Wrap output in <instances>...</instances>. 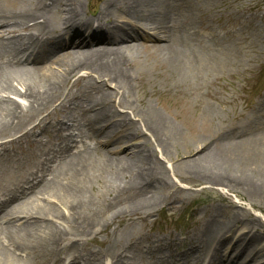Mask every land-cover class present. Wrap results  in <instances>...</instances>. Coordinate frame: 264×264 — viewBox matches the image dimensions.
Listing matches in <instances>:
<instances>
[{"label":"bare ground","instance_id":"obj_1","mask_svg":"<svg viewBox=\"0 0 264 264\" xmlns=\"http://www.w3.org/2000/svg\"><path fill=\"white\" fill-rule=\"evenodd\" d=\"M89 4L0 0V29L12 28L0 35V264H137L145 255L147 264H264L259 218L245 219L241 234V220H195L179 244L182 254L178 238L165 244L164 237L134 232L166 204L167 172L152 164L150 147L167 152L170 132L194 128L198 136L187 145L198 150L195 162L214 153L213 161L230 165L256 151L254 161L262 157L264 166L257 142L204 152L201 130L217 111L184 100L199 91V65H215V51L229 54L238 22L209 24L203 14L211 0H98L92 15ZM197 48L208 54L203 61ZM8 64L26 67L15 76L2 72ZM160 81L164 91L144 92ZM25 146L31 161L16 170L13 153ZM248 165L242 178L261 183L251 193L264 195V169L249 176ZM227 174L196 177L234 188Z\"/></svg>","mask_w":264,"mask_h":264},{"label":"rangeland","instance_id":"obj_2","mask_svg":"<svg viewBox=\"0 0 264 264\" xmlns=\"http://www.w3.org/2000/svg\"><path fill=\"white\" fill-rule=\"evenodd\" d=\"M86 1L90 3L87 8L89 15H92L94 10L99 11L98 0ZM195 5L197 6V3ZM205 9L203 15L208 17V23L215 28H218L219 21L222 22L226 18L236 20L239 26L232 29L234 39L231 41L232 48L228 55L218 51L211 53L212 56L216 53L219 58L215 65L207 67L203 57L208 54L199 53L200 49L197 48V53L201 54L199 59L204 63L203 68L199 65L203 81L197 89L199 91L192 96L193 99L185 98L184 100L196 103L198 99L200 102L197 103L203 107L210 105L217 111L216 121L201 130L202 135L207 139L204 152H212L214 148L229 152L236 148H243L245 144L252 142H257L264 148V0H211L210 6ZM53 21L56 22L57 19ZM3 30L10 33L12 28L0 29V35L4 32ZM10 38L2 40L3 42L13 40L14 35ZM56 55L57 53L53 58ZM25 67L19 64H8L4 66L5 70L2 72L15 73L18 69ZM108 89L112 90L111 87ZM154 89L164 91L166 88L162 81L155 84L148 82L143 88L149 96ZM135 96H140L139 91ZM177 100L176 97L173 99L175 102ZM120 111L128 112L125 109ZM52 118L54 120V117ZM60 121L67 120L62 117ZM193 129L184 126L181 127L180 132H170L167 138H170L167 152H162L158 147H150L152 164L159 165L167 172L169 189L164 190L163 196V199L167 200L166 204L161 205L162 209L158 208L157 212L151 216L148 223L138 222L134 230L136 235L142 237L150 235L164 237L165 244L170 243L168 240L170 237L178 238V245L175 247L178 254L186 250V247L179 244L187 239L195 227V220L213 217L218 224L227 223L229 220L234 222L241 220L236 224L237 234L243 233V222L247 218L261 219L264 227V195L251 193L252 187L261 183L254 185L250 182L251 180L243 179L241 175L242 164L246 162L249 164L246 166L247 175L262 171L264 169V166H260L262 157L258 156L259 158L256 157L258 160L254 161V154L258 153L255 151L252 152L254 154L241 157L244 158L242 161L223 166L210 158L211 154L214 155L211 153L204 161L195 162V158L199 156L198 150L194 151V148L187 145L190 140L198 136ZM149 137L147 134L139 136L143 138V142L149 139L153 141V138ZM250 149L247 148L244 151ZM13 154L20 159L16 170L31 161V151L27 146H25V153L22 150H15ZM213 172L228 173L225 182L234 188H229L227 185H214L208 180L196 177V174L210 175ZM99 239L107 238L100 236ZM93 247L98 250L103 245L96 244ZM205 251L213 254L211 250ZM144 259L142 261L138 258L137 264H147L150 261L149 255H145Z\"/></svg>","mask_w":264,"mask_h":264}]
</instances>
